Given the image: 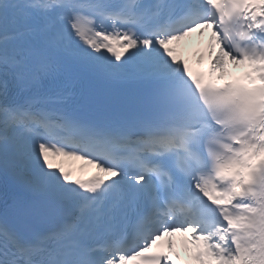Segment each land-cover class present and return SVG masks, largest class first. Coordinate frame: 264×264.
Segmentation results:
<instances>
[{"label": "snow or ice", "instance_id": "snow-or-ice-1", "mask_svg": "<svg viewBox=\"0 0 264 264\" xmlns=\"http://www.w3.org/2000/svg\"><path fill=\"white\" fill-rule=\"evenodd\" d=\"M0 185V264H264V0H0Z\"/></svg>", "mask_w": 264, "mask_h": 264}, {"label": "bare ground", "instance_id": "bare-ground-1", "mask_svg": "<svg viewBox=\"0 0 264 264\" xmlns=\"http://www.w3.org/2000/svg\"><path fill=\"white\" fill-rule=\"evenodd\" d=\"M209 39V32H205V34L203 36H200L196 33H193L191 36L187 37L184 41H180V42H176L178 43L177 45V56L181 59H186V60H192V61H206L204 60V54H205V50L207 49V42ZM198 45L199 49L198 51H194L193 49L190 52H186L185 51V47L188 45ZM193 48V47H192ZM238 70L241 69H232L233 75L235 74V72H237ZM78 162H82V160H77L74 158H69V157H65V159L61 162L58 163L56 161V158L54 160V163L60 164L64 167V169L66 171H69L72 174V178H74L78 173L83 172L84 174H87L89 172V168L85 167L82 170H79L77 168V163Z\"/></svg>", "mask_w": 264, "mask_h": 264}, {"label": "rangeland", "instance_id": "rangeland-1", "mask_svg": "<svg viewBox=\"0 0 264 264\" xmlns=\"http://www.w3.org/2000/svg\"><path fill=\"white\" fill-rule=\"evenodd\" d=\"M60 159V158H59Z\"/></svg>", "mask_w": 264, "mask_h": 264}]
</instances>
